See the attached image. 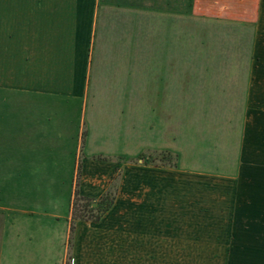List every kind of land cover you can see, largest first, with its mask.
<instances>
[{
    "label": "crops",
    "instance_id": "1",
    "mask_svg": "<svg viewBox=\"0 0 264 264\" xmlns=\"http://www.w3.org/2000/svg\"><path fill=\"white\" fill-rule=\"evenodd\" d=\"M256 1L261 7L256 3L254 13L239 21L251 27L252 57L240 81L245 104L241 135L248 134L251 113L264 122V0ZM139 7L120 0L100 5L98 0H0V103L5 106L0 109V136L23 137L0 140V151H64L66 137L79 135L83 115L64 110L82 104L87 88L106 89L97 101L105 106L88 116L101 122L87 137L102 140L111 134V126L124 117L116 114L115 105L142 103L138 59H129L137 62V71L124 74V62L116 59L111 78L89 75L95 19L105 13L106 19H120L110 10ZM124 51V57L142 55L140 50ZM158 79L167 82V76ZM14 95L21 98L20 112L7 110ZM48 133L51 138L43 142ZM47 142L50 147L43 145ZM71 143L74 152L78 140ZM113 166L83 160L80 192L101 195ZM248 167H264V161ZM174 176L171 169L136 167L132 192L121 191L99 221L66 222L58 239L1 242L0 264H264L263 174Z\"/></svg>",
    "mask_w": 264,
    "mask_h": 264
},
{
    "label": "rangeland",
    "instance_id": "2",
    "mask_svg": "<svg viewBox=\"0 0 264 264\" xmlns=\"http://www.w3.org/2000/svg\"><path fill=\"white\" fill-rule=\"evenodd\" d=\"M105 1L98 0V5ZM120 1L140 3L141 7L122 9L124 12L110 10L122 19H106L107 13L95 19L89 75L94 80L111 78L109 71L114 69L116 59L124 62L123 73L137 71V62L133 61L138 59L142 103L115 105L119 107H115L116 114L124 116L117 122L121 126H111V134L102 140L97 135L87 137L92 130L97 131L101 122L88 116L105 106L97 101L106 90L87 88L88 96L82 104L64 110L83 114L79 135L66 137L69 142L64 141V151H0V243L58 239L66 222L73 225L86 221L72 220V202L76 214H94L89 204L94 201V206L100 195L92 197L80 192L81 164L85 159L114 165L102 191L112 187L113 205L121 191L132 192L136 167L171 169L175 179L188 172L264 175V167H248L251 162L264 161L262 117L256 119L257 113H251L248 134L241 135L245 104L240 81L252 57L251 36L247 37L251 27L239 21L253 14L259 2ZM124 50H140L142 55L124 57ZM161 76H167L166 84L158 79ZM14 96L7 110L20 112L21 98ZM2 107L5 110L0 103ZM21 138L0 136L1 141ZM50 138L48 133L43 142ZM74 139L78 145L73 152L70 148ZM43 145L50 147L48 142ZM23 155L29 158L23 159ZM74 190L79 197L89 199L73 200Z\"/></svg>",
    "mask_w": 264,
    "mask_h": 264
},
{
    "label": "trees",
    "instance_id": "3",
    "mask_svg": "<svg viewBox=\"0 0 264 264\" xmlns=\"http://www.w3.org/2000/svg\"><path fill=\"white\" fill-rule=\"evenodd\" d=\"M112 187L108 188L106 191H104L97 199V201L95 202V205L92 206V201L89 205H90V210L94 211L95 213L92 214L91 216L87 217L85 215H81V214H76V210L74 209V203L72 202L71 204V214H72V220H86V221H93V222H97L99 221V219L101 218V216L107 211L109 210V208L112 207L113 202H114V198H115V192L112 191L111 189ZM73 200L81 198V199H89V198H85V197H79L78 196V192L77 190H74L73 193ZM88 205V204H87Z\"/></svg>",
    "mask_w": 264,
    "mask_h": 264
}]
</instances>
